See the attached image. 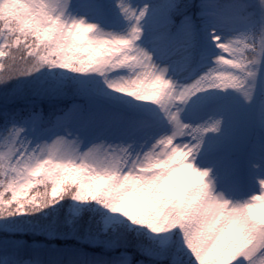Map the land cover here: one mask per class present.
Returning <instances> with one entry per match:
<instances>
[{
  "label": "snow or ice",
  "instance_id": "snow-or-ice-1",
  "mask_svg": "<svg viewBox=\"0 0 264 264\" xmlns=\"http://www.w3.org/2000/svg\"><path fill=\"white\" fill-rule=\"evenodd\" d=\"M0 264H264V0H0Z\"/></svg>",
  "mask_w": 264,
  "mask_h": 264
}]
</instances>
